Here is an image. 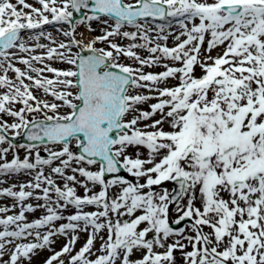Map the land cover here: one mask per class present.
<instances>
[{
  "label": "snow or ice",
  "instance_id": "6c2138e0",
  "mask_svg": "<svg viewBox=\"0 0 264 264\" xmlns=\"http://www.w3.org/2000/svg\"><path fill=\"white\" fill-rule=\"evenodd\" d=\"M0 90V264H264V0H0Z\"/></svg>",
  "mask_w": 264,
  "mask_h": 264
},
{
  "label": "rangeland",
  "instance_id": "374dc122",
  "mask_svg": "<svg viewBox=\"0 0 264 264\" xmlns=\"http://www.w3.org/2000/svg\"><path fill=\"white\" fill-rule=\"evenodd\" d=\"M77 18H79L78 15H77ZM109 23H111V21H109ZM156 23H164V22H156ZM60 27H61L60 25H56V26L45 25L44 31L45 32H51L53 34V37L57 38L58 40H65V38L61 35V33L59 31H57V29L60 28ZM92 27L96 29V32L89 33V32H87V30L84 27H80L79 28V32H83L86 37L87 36H95V35L100 34V30L103 27V25L100 24V23H97V22H93ZM63 28L65 30H67L68 26L67 25H64ZM126 30H131V29L129 28V29H126ZM172 31H178V27H174L172 29ZM116 42L117 43H120V44H123V45H127L129 43V41L126 40V39H118ZM40 43L50 44V42L47 39H43V38L41 39ZM167 43H168L169 46H173V44H174V38L173 37H170ZM97 47H105V45L101 43V44H98ZM43 51L44 50L37 49V51L35 53H32V55H40V54H43ZM73 51L75 52L76 49L73 48ZM139 54L141 56H147L148 55V53L146 51H144V50H140ZM215 54L216 53L213 52V55H215ZM121 62L122 63H126V64L127 63H131V61L128 58H121ZM45 63H50L51 66L57 67V68H64V69H66V68L72 67L70 65L63 64V63H60L58 61H45ZM16 66L21 67L22 70L25 69V67H26L23 64H19V63H17ZM33 66L34 67H42V65L39 62H36V61H33ZM144 71L145 72L151 71V72L158 73V72L164 71V68L163 67H152V68H147L146 67L144 69ZM31 74L34 75V76L36 75L35 73H31ZM196 74L197 75H200L201 74L199 68L196 69ZM9 75H10V77L15 78V74L14 73L9 72ZM45 75H48L49 77H51V74H49V73H45ZM168 83H169V85H174V84L177 83V81L176 80H169ZM0 91H2V90H0ZM132 91H133V93H135V91H137V90H132ZM139 91L143 92L144 90H139ZM35 94L37 96L41 97L43 95V92H42V90H35ZM47 99H52L53 100V98L51 96L48 97ZM152 103H156V101L155 100H150V101H148V102H146L144 104L139 105V107L141 109H143V110H149V105L152 104ZM17 107H19V105ZM62 111H65L66 112L67 111V108H64ZM155 118L158 119L159 116L157 115V117H155ZM4 119L8 120L9 123L12 122V118H10V117H6L5 116ZM150 122L151 121H148L147 123H150ZM9 135L11 136L12 139H15V138L21 139L22 138V136H20V137H14L11 132L9 133ZM15 144L19 145L21 143H15ZM49 146L51 147V145H49ZM3 147H7V145H3ZM56 147H58V146H56ZM71 148H72V150L74 152L77 151V146H76L75 143H73L71 145ZM15 151L18 152V154L20 155L21 158L24 157V155H25V149H23V148H17ZM129 151H130V153H132L134 150L130 149ZM140 151L141 152H144L145 150L144 149H140ZM41 155L46 157L47 156V152L41 151ZM12 156H13V153L10 152L8 154V159L10 160L12 158ZM47 171H48V169H46V172ZM128 175H129V178L128 179L133 180V181L135 180V178L131 177L130 174H128ZM28 177H30V176L28 175ZM141 182H143V181H141ZM161 187H168L169 189H171L172 188V184L165 183L164 185L157 187L156 188V191L159 192L161 190ZM83 191L84 190L82 188H78V192L80 194H83ZM10 199H13V198L10 197ZM15 203L16 202L14 201V204ZM27 203H32V202L30 200H28V201L25 202V204H27ZM37 203H43V201H36L35 200L32 204L33 205H36ZM19 210H20L19 207H16V208H13L11 211H9L7 214L8 215L18 214V211ZM86 210H95V209L94 208H88ZM74 211H75L74 208L69 207L68 209H65L63 211V215L64 214L65 215L66 214H68V215L73 214ZM44 214H45V211L43 209H38L35 213H31V214L27 213L26 215L28 217V220L29 221H32L34 219L40 218ZM175 215H176L175 208L173 207L171 209V216H172L173 219L175 218ZM56 223H57V225H59L60 223H64V222L63 221H58ZM205 231H208V229H205ZM101 235H105V234L104 233H101ZM79 236H80V239H79V241L75 245L76 250H78L84 244V242L86 241V239L88 237V233L87 232H81V233H79ZM54 240H55L54 248H55V250L59 251L60 248L64 245V243L67 242V237H65L63 235H58V236L54 237ZM99 246H100V241L98 239L96 241V247L98 248ZM50 255H51V252L48 249L37 250L36 253L33 255L31 264H43V262L46 260V258H48ZM175 255L177 257L178 264H180V261L182 259V254L180 252H176ZM25 264H27V261L25 262Z\"/></svg>",
  "mask_w": 264,
  "mask_h": 264
},
{
  "label": "bare ground",
  "instance_id": "6f19581e",
  "mask_svg": "<svg viewBox=\"0 0 264 264\" xmlns=\"http://www.w3.org/2000/svg\"><path fill=\"white\" fill-rule=\"evenodd\" d=\"M28 3H35V0H27ZM37 7H39L38 4H36ZM45 27V26H44ZM27 38V37H26ZM39 97V96H38ZM48 97H50V95H45L43 93V95L40 98L43 99H47ZM50 101H52V99H48ZM31 177H28V174H12L11 176H0V181H3V183H0V188L3 187H9L12 184H16L19 185L21 183L26 182L27 180H29ZM18 190V188H17ZM32 203L35 201V199H29ZM15 199H10V197H6V196H0V207H4V206H12V204H14ZM16 202V201H15ZM35 206V205H34ZM19 212V211H18ZM31 214V213H29ZM65 217L68 216V214H64ZM64 223L67 222L66 220L63 221Z\"/></svg>",
  "mask_w": 264,
  "mask_h": 264
},
{
  "label": "water",
  "instance_id": "95a60500",
  "mask_svg": "<svg viewBox=\"0 0 264 264\" xmlns=\"http://www.w3.org/2000/svg\"><path fill=\"white\" fill-rule=\"evenodd\" d=\"M86 54H90V53H86ZM22 138H23V139H22V142H23V143H29V142L27 141V139H26L25 136H23ZM16 141H18V140H16ZM122 174L125 175L126 177H128V175H126L127 173H126L125 170H122ZM173 186H175V185L173 184Z\"/></svg>",
  "mask_w": 264,
  "mask_h": 264
}]
</instances>
